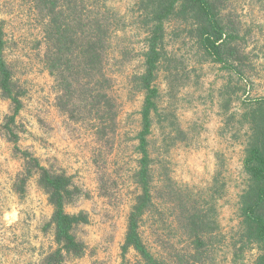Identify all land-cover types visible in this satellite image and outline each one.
Masks as SVG:
<instances>
[{"label":"rangeland","instance_id":"1","mask_svg":"<svg viewBox=\"0 0 264 264\" xmlns=\"http://www.w3.org/2000/svg\"><path fill=\"white\" fill-rule=\"evenodd\" d=\"M137 1H105L123 18L124 26L111 36L106 67L113 79L112 95L119 104L117 138L113 150L99 156V145L88 128L77 126V131L70 133L63 130L54 107V82L42 64L45 51L42 22L31 0H0V20L7 41L4 57L15 80L26 91L23 109L17 117L25 129L18 146L30 148L44 166L65 170L89 193L87 200L66 208L70 214L84 210L90 216L89 225L79 232L86 245L85 255L66 264H142L132 250L125 259L120 254L127 217L138 194L132 175L139 158L134 147L144 95L133 89L131 77L143 70L145 32L138 19ZM223 14L238 23L239 36L250 59L251 68L241 84L246 93L238 96L241 100L246 96L263 97L264 0H223ZM175 27L177 24L170 23L166 28L167 50L183 59L184 67L191 71L190 80L171 92L165 72L160 71L154 85L161 95L159 109L173 111L180 126L190 129V140L163 154L159 147L162 135L167 132L166 123L153 124L150 139L157 151L153 146L149 150L157 159L152 168L155 183H159L160 165H163L179 188L193 195L201 193L203 199H208L213 179L220 172L224 195L213 202L224 239L214 246L212 255L215 264H232L230 242L239 223L237 202L245 180L242 171L245 128L238 129L239 134L222 130L217 93L229 74L218 64H198L193 43L183 32L173 35ZM231 110L240 111L238 101H233ZM7 113L8 102L0 99V124ZM193 123L196 130L191 129ZM21 168L22 161L13 155L12 144L0 135V264H39L41 257L55 248L51 235L41 231L52 208L35 179L28 182L24 198L19 199L12 191L13 180ZM101 174L109 179L107 196L99 192ZM153 200L156 209L143 216L139 233L155 257L167 259L170 246L183 251L187 241L176 229L172 204L160 200L155 190ZM256 256V250L248 251L243 264H252Z\"/></svg>","mask_w":264,"mask_h":264},{"label":"trees","instance_id":"2","mask_svg":"<svg viewBox=\"0 0 264 264\" xmlns=\"http://www.w3.org/2000/svg\"><path fill=\"white\" fill-rule=\"evenodd\" d=\"M105 1L31 0L42 22L45 44L42 64L54 82V107L63 130L70 133L77 131V126L88 128L99 145V156L112 151L117 138L119 104L112 95L113 79L106 67L111 36L124 26L123 18ZM136 4L138 19L145 32L143 70L131 77V84L144 97L134 147L139 158L132 175L138 194L127 217L120 246L121 258L125 259L132 250L142 264H215L212 250L224 239L219 232L214 206L215 200L224 195L220 172L213 179L208 199H203L201 193L193 195L179 188L163 165H160L159 183H155L152 168L157 159L149 150L150 146H155L150 139L153 124L166 123L167 132L162 135L159 147L163 154L176 144L189 141L191 132L180 126L173 111L159 109L161 95L154 85L160 71L165 72L171 92L190 80L191 71L184 67L183 59L167 50L166 28L174 23L178 27L174 28L173 35L185 33L196 49L198 64H218L229 74V79L217 93L222 130L239 134L238 129L245 128L242 159L245 180L238 195L239 223L231 237V262L243 264L245 253L256 250L252 264H264V96H246L242 100L238 96L246 93L241 84L251 68L249 55L244 51V40L239 36L238 23L223 14V0H138ZM6 46L4 24L0 20V99L8 102L0 135L12 144L13 155L22 161L12 191L19 199L24 198L28 182L35 179L52 208L41 231L50 234L55 245L41 257L39 264H66L85 255L86 245L79 232L90 223L87 211L70 214L66 208L87 200L89 193L65 170L44 166L30 148L18 146L25 129L17 117L23 109L26 91L15 80L14 72L5 60ZM234 100L239 102V112L231 110ZM196 127L195 123L191 125V129L196 130ZM154 149L157 151L156 147ZM95 166L98 167L97 163ZM98 188L102 196L108 195L109 179L104 174L99 175ZM154 190L160 200L172 204L176 229L187 241L183 251L170 246L167 259L155 257L139 233L143 216L156 209Z\"/></svg>","mask_w":264,"mask_h":264}]
</instances>
